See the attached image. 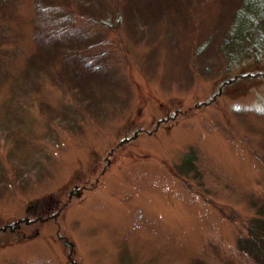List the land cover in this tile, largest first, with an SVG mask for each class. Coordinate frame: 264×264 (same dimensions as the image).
Segmentation results:
<instances>
[{
	"label": "rangeland",
	"instance_id": "374dc122",
	"mask_svg": "<svg viewBox=\"0 0 264 264\" xmlns=\"http://www.w3.org/2000/svg\"><path fill=\"white\" fill-rule=\"evenodd\" d=\"M0 2V49H16L0 78V264H248L237 240L264 198V80L232 77L264 61L221 74L210 49L235 0H71L114 43L106 75L76 93L31 72L13 98L38 7ZM190 147L197 177L177 169ZM37 201L54 217L33 222Z\"/></svg>",
	"mask_w": 264,
	"mask_h": 264
},
{
	"label": "trees",
	"instance_id": "16d2710c",
	"mask_svg": "<svg viewBox=\"0 0 264 264\" xmlns=\"http://www.w3.org/2000/svg\"><path fill=\"white\" fill-rule=\"evenodd\" d=\"M63 1L37 0L38 14L33 36L38 43V48L34 53L28 55L27 65L23 71L16 73L15 94L12 98L19 95V90H26V82H29L26 76L31 72L37 77L46 75L47 79H54L63 89L67 87L76 93L88 92L98 75H106L104 69L110 64L109 61L112 62V53L115 52L114 43L110 40L109 35H95L93 31H91L92 33L89 31L88 26H82L80 20L84 17L77 18L78 12L72 10L71 0H65L67 3ZM108 1L102 0V2ZM117 1L120 2V0ZM116 11L119 12L115 13L117 19L108 21L106 18L99 17L102 27L107 30L120 27L124 20L119 16L123 15V12ZM127 11L132 13L130 6ZM231 16L226 30L222 32V35L215 34L217 37L215 40L213 39L214 44L210 48L218 49L224 58L225 64L221 74L230 73L236 68H244L251 62L264 61V0H235ZM86 18L92 19L93 17L86 15ZM10 24L7 19L2 21L0 18V29L6 37ZM207 43L209 42L203 41L202 47L198 50L201 52L207 49L209 45ZM100 46H104L100 53L91 52L92 49L100 48ZM15 52L16 49L10 50V47L6 45L0 49V78L6 74L5 66L11 61L10 57L14 56ZM119 53L122 52L119 50ZM232 78L233 81L246 78L264 80V71H246ZM31 91L32 88L29 93L25 94L26 98L31 96ZM1 107L4 111H26L30 105L14 107L10 101ZM19 117L21 116L19 115ZM198 157V150L195 147H190L181 155L182 159L177 167L179 172L184 176H188L191 172L195 177L200 176L197 166ZM249 202L255 213L246 223V233L240 235L237 240L238 252L245 255L248 264H264V198L257 195ZM52 209L53 203L44 205L41 201H37L36 205L32 204L28 211L35 215L32 221L38 222L53 218ZM25 223L31 224L28 219ZM7 227L14 230L19 228L17 225ZM1 230H6V228L0 229V233Z\"/></svg>",
	"mask_w": 264,
	"mask_h": 264
}]
</instances>
